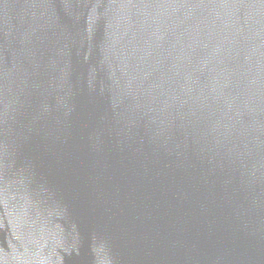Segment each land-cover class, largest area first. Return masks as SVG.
Listing matches in <instances>:
<instances>
[{"label":"water","instance_id":"obj_1","mask_svg":"<svg viewBox=\"0 0 264 264\" xmlns=\"http://www.w3.org/2000/svg\"><path fill=\"white\" fill-rule=\"evenodd\" d=\"M0 264H264V0H0Z\"/></svg>","mask_w":264,"mask_h":264}]
</instances>
